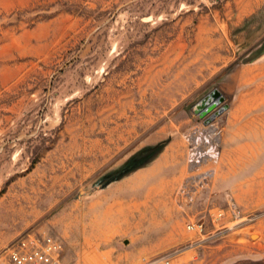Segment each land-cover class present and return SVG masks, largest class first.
<instances>
[{
  "label": "rangeland",
  "instance_id": "1",
  "mask_svg": "<svg viewBox=\"0 0 264 264\" xmlns=\"http://www.w3.org/2000/svg\"><path fill=\"white\" fill-rule=\"evenodd\" d=\"M262 66L264 0H0V264L35 236L57 264H264ZM215 91L224 152L191 211L233 198L248 221L203 237L180 209L176 243L141 252L170 225L136 206L141 168L110 178L147 146L180 156Z\"/></svg>",
  "mask_w": 264,
  "mask_h": 264
},
{
  "label": "built area",
  "instance_id": "2",
  "mask_svg": "<svg viewBox=\"0 0 264 264\" xmlns=\"http://www.w3.org/2000/svg\"><path fill=\"white\" fill-rule=\"evenodd\" d=\"M210 96L198 106L196 117L199 124L186 133V174L175 193L176 204L184 212L193 207L198 196L215 178L223 153V130L218 118L228 110L229 105L219 92L211 99ZM247 219L238 203L231 198L225 209L210 210L202 218L189 216L186 228L200 236L213 237ZM61 251L60 242L53 237L35 236L10 246L4 252L11 264H57ZM144 264H171V257L156 256Z\"/></svg>",
  "mask_w": 264,
  "mask_h": 264
},
{
  "label": "crops",
  "instance_id": "3",
  "mask_svg": "<svg viewBox=\"0 0 264 264\" xmlns=\"http://www.w3.org/2000/svg\"><path fill=\"white\" fill-rule=\"evenodd\" d=\"M261 70L262 73H264V66H262ZM171 149L172 148L169 146V148L162 152L156 159L139 170L141 173L142 171L145 173L142 177L147 178L149 183L146 185L147 188L143 192L142 200L138 201L136 206H140V211L142 213H147L150 210L152 214L158 215V223H160L161 226L170 225L167 228L166 235H163L162 239H159L160 241L153 244L149 250H141V252H155L163 246L162 244L173 245L176 243L173 230H177L176 218H178L180 208L176 204L175 192L186 174L187 147L185 145V149L180 152V156L178 152H171ZM143 186L144 185L141 184L140 188L143 189ZM150 199H154L152 204L150 203ZM191 210L192 208L189 211ZM191 212L193 214L197 213L195 209ZM195 214L193 216H195ZM171 221H173V224Z\"/></svg>",
  "mask_w": 264,
  "mask_h": 264
},
{
  "label": "trees",
  "instance_id": "4",
  "mask_svg": "<svg viewBox=\"0 0 264 264\" xmlns=\"http://www.w3.org/2000/svg\"><path fill=\"white\" fill-rule=\"evenodd\" d=\"M260 55H254L248 58L245 63H250L259 58ZM168 141H163L155 145L147 146L144 149L140 150L137 154H135L128 164L122 169V171L115 176L114 178H110L109 182L117 181L126 177L130 173L135 170L142 168L149 164L155 157H157L162 150L166 147Z\"/></svg>",
  "mask_w": 264,
  "mask_h": 264
},
{
  "label": "water",
  "instance_id": "5",
  "mask_svg": "<svg viewBox=\"0 0 264 264\" xmlns=\"http://www.w3.org/2000/svg\"><path fill=\"white\" fill-rule=\"evenodd\" d=\"M217 94H218V92L215 91V92H213L211 95L214 97V96H216Z\"/></svg>",
  "mask_w": 264,
  "mask_h": 264
},
{
  "label": "bare ground",
  "instance_id": "6",
  "mask_svg": "<svg viewBox=\"0 0 264 264\" xmlns=\"http://www.w3.org/2000/svg\"><path fill=\"white\" fill-rule=\"evenodd\" d=\"M209 99H211V98H209ZM206 102H208V101H206Z\"/></svg>",
  "mask_w": 264,
  "mask_h": 264
}]
</instances>
